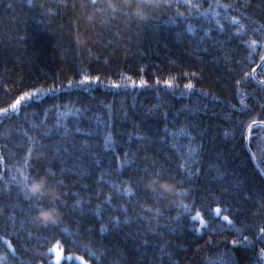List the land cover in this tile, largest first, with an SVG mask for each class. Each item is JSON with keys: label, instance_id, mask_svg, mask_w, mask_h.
<instances>
[{"label": "trees", "instance_id": "obj_1", "mask_svg": "<svg viewBox=\"0 0 264 264\" xmlns=\"http://www.w3.org/2000/svg\"><path fill=\"white\" fill-rule=\"evenodd\" d=\"M263 56L264 0H0V264H264Z\"/></svg>", "mask_w": 264, "mask_h": 264}, {"label": "clouds", "instance_id": "obj_2", "mask_svg": "<svg viewBox=\"0 0 264 264\" xmlns=\"http://www.w3.org/2000/svg\"><path fill=\"white\" fill-rule=\"evenodd\" d=\"M125 4L131 7L132 16L141 21L149 19V11L145 7L147 4L154 11L163 7L167 0H124ZM145 189L151 193H159L161 195L180 197L184 195L173 181L160 180L159 178H149L145 181ZM28 194L31 198L48 199L55 201L60 198V193L49 185L47 176L33 179L27 186ZM0 212L3 209L0 208ZM61 219V212L55 207H41L35 215L34 223L37 226L45 224L54 225Z\"/></svg>", "mask_w": 264, "mask_h": 264}, {"label": "snow or ice", "instance_id": "obj_3", "mask_svg": "<svg viewBox=\"0 0 264 264\" xmlns=\"http://www.w3.org/2000/svg\"><path fill=\"white\" fill-rule=\"evenodd\" d=\"M93 3H95V0H93ZM145 7L148 9L149 11V19L151 18L152 16V13L154 12L153 8L152 7H149L147 4H145ZM87 82V77H85L84 79L81 80V84ZM169 84V86H171V81H168L167 82ZM136 86H140V85H136ZM187 88L191 89L192 88V85L191 84H187L186 85ZM26 96L30 97L31 94H25ZM21 99H25V97H21ZM18 104H19V101H17V104H13L12 105V109L14 111H18ZM8 112L7 109L4 110V113L6 114ZM146 171V178L145 177H142L141 180H142V183H143V186L145 185V181L146 179H149V178H159L160 180H171L175 183V178L174 177H170L167 175L166 172H161V171H157L155 173L151 172V171H148V170H145ZM42 177V175H39V174H36L35 176H31L29 177L28 175H24L23 179H24V183H25V187L27 188L28 186V181L30 180H33V179H38ZM51 186V185H50ZM145 187V186H144ZM129 192H131V190L129 189ZM35 201L38 203L39 205V208L41 207H44V206H47V207H55L57 209L58 208V205H57V202H59L60 205H63L64 201L61 199V197L58 199V200H55V201H50L48 199H41V198H34ZM217 214H219V210H217ZM193 219H200L199 215L197 214V216H194ZM223 219L225 221L228 220V217L227 216H224ZM58 224V222L56 223ZM54 224V225H56ZM50 226V224H45L43 226H41L42 228H46ZM66 260H70L71 258L70 257H66L65 258Z\"/></svg>", "mask_w": 264, "mask_h": 264}, {"label": "rangeland", "instance_id": "obj_4", "mask_svg": "<svg viewBox=\"0 0 264 264\" xmlns=\"http://www.w3.org/2000/svg\"><path fill=\"white\" fill-rule=\"evenodd\" d=\"M53 261L55 264H61L62 261L66 258L65 257V252L61 245L58 244V246H54V251H53ZM75 260H77L80 264H89V262L84 259L81 255H74L73 256Z\"/></svg>", "mask_w": 264, "mask_h": 264}, {"label": "water", "instance_id": "obj_5", "mask_svg": "<svg viewBox=\"0 0 264 264\" xmlns=\"http://www.w3.org/2000/svg\"><path fill=\"white\" fill-rule=\"evenodd\" d=\"M263 63H264V56H263L262 60L260 61L258 67L261 66ZM258 67L254 70V72H256V70L258 69ZM255 124H257V123H254L253 125H255ZM249 131H250V129L248 130L247 144H249V142H248V140H249ZM247 146L249 147V145H247ZM249 151H250L251 158L253 159L254 164L256 165L257 169H259V170L262 172V170H261L259 164H258L257 161H256V158H255L254 154L251 152L250 149H249Z\"/></svg>", "mask_w": 264, "mask_h": 264}, {"label": "bare ground", "instance_id": "obj_6", "mask_svg": "<svg viewBox=\"0 0 264 264\" xmlns=\"http://www.w3.org/2000/svg\"><path fill=\"white\" fill-rule=\"evenodd\" d=\"M256 166V165H255ZM259 170V169H258ZM264 175V174H263Z\"/></svg>", "mask_w": 264, "mask_h": 264}]
</instances>
